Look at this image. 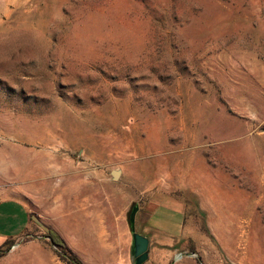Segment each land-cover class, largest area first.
Listing matches in <instances>:
<instances>
[{"label": "rangeland", "instance_id": "rangeland-1", "mask_svg": "<svg viewBox=\"0 0 264 264\" xmlns=\"http://www.w3.org/2000/svg\"><path fill=\"white\" fill-rule=\"evenodd\" d=\"M3 199L0 264H133L134 202L143 264H264V0H0Z\"/></svg>", "mask_w": 264, "mask_h": 264}, {"label": "crops", "instance_id": "crops-1", "mask_svg": "<svg viewBox=\"0 0 264 264\" xmlns=\"http://www.w3.org/2000/svg\"><path fill=\"white\" fill-rule=\"evenodd\" d=\"M7 208L10 209V212L12 213V215L17 214L18 219L21 222L19 224L20 228H16V227L12 228V230L14 231H11V228L4 229L9 221L7 220L8 219L7 216H5V219L3 220V217H4L3 214L5 213ZM157 211H155V213ZM180 212H181V216H183L184 211L180 209ZM34 222H35V217L31 214L30 210L27 208V206L23 202L17 199L0 200V243L2 242L0 245H2L9 238H17L21 236L22 234H24L27 228L32 226ZM11 233H15V234L8 236ZM150 245H151V240H150Z\"/></svg>", "mask_w": 264, "mask_h": 264}, {"label": "water", "instance_id": "water-1", "mask_svg": "<svg viewBox=\"0 0 264 264\" xmlns=\"http://www.w3.org/2000/svg\"><path fill=\"white\" fill-rule=\"evenodd\" d=\"M118 176V171L114 172ZM140 209L139 203L134 202L127 214L128 226L132 235L131 261L133 264H143L149 258L150 238L137 231L136 217Z\"/></svg>", "mask_w": 264, "mask_h": 264}, {"label": "trees", "instance_id": "trees-1", "mask_svg": "<svg viewBox=\"0 0 264 264\" xmlns=\"http://www.w3.org/2000/svg\"><path fill=\"white\" fill-rule=\"evenodd\" d=\"M48 233L53 244L59 248V256L63 261L67 262L68 264H84L56 232L48 230ZM11 244L12 238H9L0 246V257L4 256L9 251Z\"/></svg>", "mask_w": 264, "mask_h": 264}]
</instances>
